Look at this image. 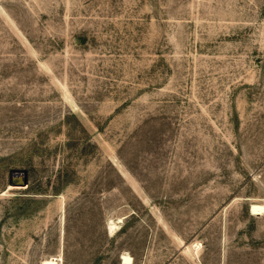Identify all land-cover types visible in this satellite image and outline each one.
Listing matches in <instances>:
<instances>
[{"label": "rangeland", "instance_id": "rangeland-1", "mask_svg": "<svg viewBox=\"0 0 264 264\" xmlns=\"http://www.w3.org/2000/svg\"><path fill=\"white\" fill-rule=\"evenodd\" d=\"M252 203L264 0H0V264H264Z\"/></svg>", "mask_w": 264, "mask_h": 264}, {"label": "bare ground", "instance_id": "bare-ground-1", "mask_svg": "<svg viewBox=\"0 0 264 264\" xmlns=\"http://www.w3.org/2000/svg\"><path fill=\"white\" fill-rule=\"evenodd\" d=\"M12 186H9V188ZM14 187H24V186H14ZM264 211V204L262 203H252L251 204V212L252 213H262ZM119 218V217H118ZM114 219V218H113ZM119 221L122 220V218L118 219ZM117 227V222L114 220H110L109 222V229L110 231H114ZM60 257H48L44 258L42 260V264H58V259ZM61 259V258H60ZM133 263V257L129 253H124L122 255V264H132Z\"/></svg>", "mask_w": 264, "mask_h": 264}, {"label": "water", "instance_id": "water-1", "mask_svg": "<svg viewBox=\"0 0 264 264\" xmlns=\"http://www.w3.org/2000/svg\"><path fill=\"white\" fill-rule=\"evenodd\" d=\"M29 182L27 169H13L10 173V183L14 186H27Z\"/></svg>", "mask_w": 264, "mask_h": 264}]
</instances>
